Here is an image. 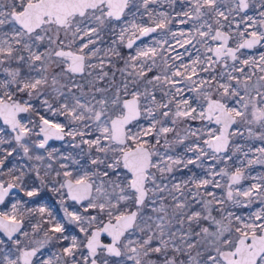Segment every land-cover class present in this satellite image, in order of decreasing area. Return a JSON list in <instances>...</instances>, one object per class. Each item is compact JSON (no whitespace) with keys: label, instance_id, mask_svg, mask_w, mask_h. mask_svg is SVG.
Masks as SVG:
<instances>
[{"label":"snow or ice","instance_id":"obj_1","mask_svg":"<svg viewBox=\"0 0 264 264\" xmlns=\"http://www.w3.org/2000/svg\"><path fill=\"white\" fill-rule=\"evenodd\" d=\"M0 120V264H264V0H0Z\"/></svg>","mask_w":264,"mask_h":264},{"label":"rangeland","instance_id":"obj_2","mask_svg":"<svg viewBox=\"0 0 264 264\" xmlns=\"http://www.w3.org/2000/svg\"><path fill=\"white\" fill-rule=\"evenodd\" d=\"M178 25H180V24L175 23V21L173 22V27L175 26L174 29H176V30L180 29V27H179ZM38 107H39V105H38ZM40 112H41V114H44L42 109L40 110ZM27 115H30V114H25L26 117H27ZM38 117H39V115H38ZM31 118L33 119V116H32ZM33 120H34V119H33ZM59 120H60L61 122H64V121H65V118H64V117H59ZM2 126H3V122H2V120H0V127H2ZM56 148H57V147H56ZM56 148H55V149H56ZM58 149H59V150H58V154H61V153L66 154V152H68L67 150L69 149L68 142H67L65 145H63L62 148L60 147V148H58ZM72 150H73V152L75 151L74 149H72ZM73 154H74V153H73ZM249 171H252L253 174H256V173L259 172V171H264V169H260L259 166H255L253 169H250ZM250 183H252V181H250V180H246V181H244V182L242 183L241 187H246V186L249 185ZM217 191H219V190H217ZM48 201L53 202L57 208L59 207V205H58V201H56V195H55L54 197H51V199H48ZM253 207H258V205H253ZM245 211H247V210H245ZM69 227H70V226H69ZM69 230H70V229H69ZM70 231H73V232H74L75 230H74V228L72 227V230H70Z\"/></svg>","mask_w":264,"mask_h":264},{"label":"flooded vegetation","instance_id":"obj_3","mask_svg":"<svg viewBox=\"0 0 264 264\" xmlns=\"http://www.w3.org/2000/svg\"><path fill=\"white\" fill-rule=\"evenodd\" d=\"M33 119H34L35 121H38V120H39L38 115H33ZM34 139H36V138H34ZM70 139H71L70 137H66L64 141H60V140L52 139V140L49 142V147H50V148H56V147H57L56 149L59 150L58 148H60V147L62 148V146L65 145ZM67 151H68V152H66V154H67V153H75V152L78 151V150H75V151L73 152L72 148L69 147V149H68ZM53 155H54V156H55V155H58V152H57V153H54ZM73 167H76V166H73ZM41 195H42V197L44 198V200H46V201H48V199H51V197H54V196H55V194H53V193L50 192V191H45V192H43ZM34 199H39V198H34ZM69 229L72 230V226H70Z\"/></svg>","mask_w":264,"mask_h":264},{"label":"built area","instance_id":"obj_4","mask_svg":"<svg viewBox=\"0 0 264 264\" xmlns=\"http://www.w3.org/2000/svg\"><path fill=\"white\" fill-rule=\"evenodd\" d=\"M179 27H180V29H183V28H186L187 26L186 25H178ZM175 27V26H174ZM179 30V29H178ZM181 51H183L182 49H181ZM248 54H252V53H248Z\"/></svg>","mask_w":264,"mask_h":264},{"label":"water","instance_id":"obj_5","mask_svg":"<svg viewBox=\"0 0 264 264\" xmlns=\"http://www.w3.org/2000/svg\"><path fill=\"white\" fill-rule=\"evenodd\" d=\"M50 141H51V140H50ZM50 141H49V142H50Z\"/></svg>","mask_w":264,"mask_h":264}]
</instances>
